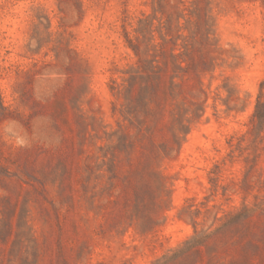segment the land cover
Returning <instances> with one entry per match:
<instances>
[{"label":"rangeland","instance_id":"rangeland-1","mask_svg":"<svg viewBox=\"0 0 264 264\" xmlns=\"http://www.w3.org/2000/svg\"><path fill=\"white\" fill-rule=\"evenodd\" d=\"M0 264H264V0H0Z\"/></svg>","mask_w":264,"mask_h":264}]
</instances>
